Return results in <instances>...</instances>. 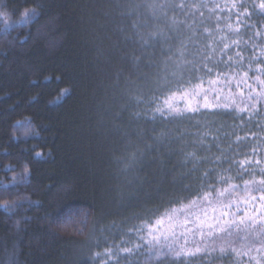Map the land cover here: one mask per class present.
<instances>
[{
  "label": "trees",
  "instance_id": "obj_1",
  "mask_svg": "<svg viewBox=\"0 0 264 264\" xmlns=\"http://www.w3.org/2000/svg\"><path fill=\"white\" fill-rule=\"evenodd\" d=\"M26 4L38 15L0 30V264H264V224L144 223L210 168L257 190L173 218L215 207L234 219L245 205L230 201L264 197V0H0ZM168 48L216 56L230 116L150 118L145 77ZM182 249L201 251L173 259Z\"/></svg>",
  "mask_w": 264,
  "mask_h": 264
},
{
  "label": "clouds",
  "instance_id": "obj_2",
  "mask_svg": "<svg viewBox=\"0 0 264 264\" xmlns=\"http://www.w3.org/2000/svg\"><path fill=\"white\" fill-rule=\"evenodd\" d=\"M37 7L38 5L26 4L25 8L19 10L0 8V30H5L14 23V17L22 19L36 12ZM156 7L163 15L164 6ZM155 59L157 63L148 67L156 71H150L148 77H145L148 103L151 105L150 118L164 123L195 127L201 121H212L216 124L231 115V106L226 102L227 94L221 88L215 87L223 83L222 77L226 75L215 55L209 57L202 51L186 53L176 48H168L162 51L161 57ZM206 83L209 87H205ZM202 163L211 164L212 160ZM230 186L229 179L218 168H210L203 177V182L177 189L172 199L162 204L144 223L151 233L167 225L171 216L169 209L199 207L205 203L221 204L227 200L226 193ZM197 218L198 216L196 220ZM159 221L163 224L158 226ZM97 223L108 224L111 221L101 219ZM13 227L20 231L21 220H15ZM199 251L201 249H182L173 253V259H178L182 254L188 256Z\"/></svg>",
  "mask_w": 264,
  "mask_h": 264
},
{
  "label": "snow or ice",
  "instance_id": "obj_3",
  "mask_svg": "<svg viewBox=\"0 0 264 264\" xmlns=\"http://www.w3.org/2000/svg\"><path fill=\"white\" fill-rule=\"evenodd\" d=\"M38 13L33 12L32 16H37ZM68 90H65L62 92L61 97L64 95H67ZM38 156H41V153H37ZM15 179V178H14ZM256 189L255 184L252 185V187H249L246 183L243 186L231 184L230 188L228 189V192L226 193L227 199L233 195V193L237 191H243L244 193L252 192ZM260 191H264V189H259ZM255 200H264V197H253V198H245L241 197L239 200L236 201H230L229 208L238 206L239 204H244L245 207L243 209H240L235 213V218L233 219V214L229 210L221 209V216L227 218L224 224H221V228L228 226H236L238 229L243 226L244 228L248 227L249 225H257V224H264V219H262L260 212L257 210L258 206L254 203ZM251 205L252 213L249 214L247 211L248 206ZM187 223V222H185ZM220 223V221L215 219V207L213 208V220L212 222L207 221V217L205 219H201L199 216L197 218V224L200 227H208V228H214L216 225ZM163 224L162 221L158 222V226ZM168 225L172 229L177 227L178 225L183 227V225L180 224L178 220H174L172 216L168 218Z\"/></svg>",
  "mask_w": 264,
  "mask_h": 264
},
{
  "label": "rangeland",
  "instance_id": "obj_4",
  "mask_svg": "<svg viewBox=\"0 0 264 264\" xmlns=\"http://www.w3.org/2000/svg\"><path fill=\"white\" fill-rule=\"evenodd\" d=\"M213 208L214 207L195 209V210H191V211L185 213L184 216H182V215L175 216V218H173V219L178 220L180 222V224L183 225V227L178 225L177 227L172 229L171 227H169L168 222H167V225L164 227L165 234L169 233L170 231L177 232V231L185 230V228H187V227L193 228L191 226V224H193L195 226H199L197 224L196 216H199L201 219H205V217H207V221L212 222V220H213ZM220 213H221V211L219 210V208H215V219L216 220L221 219ZM224 219H225V217H223V220ZM185 221H187V223H185Z\"/></svg>",
  "mask_w": 264,
  "mask_h": 264
}]
</instances>
